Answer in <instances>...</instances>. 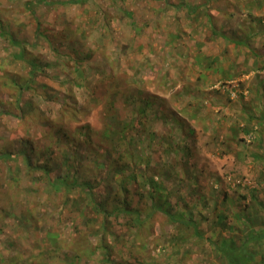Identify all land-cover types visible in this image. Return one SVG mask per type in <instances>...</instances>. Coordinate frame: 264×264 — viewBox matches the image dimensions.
Here are the masks:
<instances>
[{
    "label": "rangeland",
    "instance_id": "374dc122",
    "mask_svg": "<svg viewBox=\"0 0 264 264\" xmlns=\"http://www.w3.org/2000/svg\"><path fill=\"white\" fill-rule=\"evenodd\" d=\"M31 1L0 0V155L22 151L43 163L40 155L51 148V178L78 171L98 183L94 194L107 201L121 185L108 170L140 153L144 160L131 165L139 182L153 174L173 206L180 198L188 205L197 200L185 218L193 217L203 240L177 243L179 232L159 213L126 233L119 216L108 224L112 252L104 264H223L211 244L225 237L237 248L251 237L250 264H264V0ZM64 100L68 115L54 126L58 131L48 135L42 120L19 124L28 103L55 120ZM140 100L148 101L151 138L141 132L135 142L125 139L128 154L116 161L126 151L121 128L144 121ZM105 124L107 137L100 135ZM86 126L102 143L93 150L98 155L60 134ZM42 180L39 171L27 174L22 159L0 161V264L73 258L69 249L51 247L42 260L38 246L51 232L66 244L74 226L85 230L87 198L80 189L69 192L66 209L65 194ZM131 200L133 207L149 205L147 186ZM84 258L78 264L101 260Z\"/></svg>",
    "mask_w": 264,
    "mask_h": 264
},
{
    "label": "trees",
    "instance_id": "16d2710c",
    "mask_svg": "<svg viewBox=\"0 0 264 264\" xmlns=\"http://www.w3.org/2000/svg\"><path fill=\"white\" fill-rule=\"evenodd\" d=\"M83 1L85 0H68L64 2V4H80ZM31 2L46 5V0H33ZM125 16L131 21L133 14L132 12H126ZM11 44L13 45L17 43L11 41ZM18 53L19 54L16 55V57L22 59L23 52L19 51ZM34 66L35 65H33L32 68H34V70L37 69V67ZM99 74L102 76V73L98 72L97 75ZM110 79L111 77L108 76L106 78V81H110ZM105 87L107 89L108 95L110 93H113L114 87L112 85L106 84ZM26 88L28 87H24L22 92L26 91ZM140 92L141 91H137V95L141 98L142 94ZM43 98L46 101L48 100L46 95H43ZM140 102L141 107L138 109V114L142 115L144 121H138L139 123H136L142 126H138L134 123L131 126L125 125L123 128H121V132L118 133V140L122 144L121 149L124 148L126 151H120L117 155L116 161H119L121 157H123V155L128 154V149L126 148L127 145L125 144L126 142H124L125 139L128 138V142H135V135L141 132H145L144 134H146L147 137L151 138L150 127H148L149 125L146 124L144 109V105L145 103L148 105V101L140 100ZM27 106L28 107L26 113H23L22 111V114L20 115L19 124L25 125L26 122L30 120L33 123H37L42 120L44 121V124H47L48 135H50V132L58 131L57 129H55V125H63L60 123L63 120V118L61 117H66V115H68L67 109L69 106V102H65V100L62 102V106L59 109L60 114H58V117L55 120L44 118L40 112V109L36 105H34V103L31 104L30 102L27 104ZM110 114L111 109L107 107L108 119L110 117ZM72 118L74 117L70 116V119ZM76 120L77 119L75 118V121ZM76 123L78 122L76 121ZM83 128L85 129L76 128V133L74 135H71V133L69 132L60 133L59 131V133L64 138H68L70 140L72 139V143L75 144L77 147H83V151L85 154L98 155V153L94 152L93 150H96L97 145L101 146L102 143L100 141H94V138L96 137V132L87 126ZM107 130L109 131L110 127L105 124L104 130L101 131L100 135H102ZM133 132H135L134 135ZM108 135L109 134L104 133L105 137H107ZM53 141H55V137L51 138V142ZM139 148L140 147H138V149ZM147 150V146L146 148H143L144 152ZM97 151L101 152L100 149ZM21 153L22 154L17 152L12 154L9 151H5L1 153L0 161H10L11 159L15 158L20 160L22 159L25 163L28 175L32 176L34 172L39 171L41 176L43 177L42 181L47 180V182H50L52 186L58 187V189H60L61 192L65 194L66 198H63V202L66 209L67 203L70 201V199L66 196L69 192L75 191L76 189H80L85 193L83 194L84 197L87 198L85 213L88 212L87 214L89 216L85 219L84 222L85 230L82 231L74 226L72 229V238L66 244H63V242L61 243V235L53 232L48 234V237L45 240L42 239V242L46 244L43 243V245L38 246L40 248V251L37 255H40L42 260L44 258V253L42 252L46 250L48 251L51 247H54L58 253L63 249H69L72 253H74V256L69 262V264H78L79 260L85 259L84 257L91 258L93 256L101 258L100 261L98 260V264L106 263L108 257L112 252V246L106 237V235L109 234L110 230H108V224H110L111 219H118L119 216H123L125 218L124 221L126 222V225L124 227L127 230L126 233L131 232L132 234H135L136 231L139 230L146 223V220L149 217H151L153 214L159 213L167 219L168 223L174 225L177 232H179L176 236H172V239L176 238L177 243L187 242V238L189 237L203 240L201 238L202 233L199 231L197 222L194 221L193 217H189L188 219L185 218L186 211H192L191 209L196 205V203L194 202H196L197 200L193 201L191 204L188 205V203H186L187 199L180 198L181 201L179 200V202H176L175 206L180 208L181 211H177L176 209H174L175 206L169 204L170 193H168L164 189L163 185L160 182L154 179L153 174H150L147 177H143L142 175L143 181L139 182L137 177L132 172L133 167L131 165L133 164L132 162L137 165L141 164V162L144 160V157L141 156L140 153L134 155V157L133 155L123 157L122 163L119 165V167L113 166L112 170H108V173L111 172L110 178H113L115 176H119L121 178V185L120 188H118L109 196L107 201L103 198H100L99 200V195L97 194L96 196L94 194V190L98 186V183L95 186L93 181L87 179L84 181V176H82V174L78 171H76L75 174L74 172L72 174L65 173L62 176L57 175L56 177L51 178L50 166L51 161L53 159L52 156L54 155L51 148L47 149V151H43V153L40 155V157L44 159L43 163L34 161L33 158H31L26 153H23L22 151ZM128 161H130V163ZM128 164L130 167L128 166ZM95 168L98 170L97 165H95ZM87 172H89V170ZM15 182L16 180L14 181V183ZM144 186H147L149 205H145L144 207L143 204L142 206L137 205L136 207H133L131 198L133 197L134 193L140 194V191L142 193L145 188ZM106 193H110V191ZM142 208L144 209L142 210ZM216 219L218 223H221L223 220H225L223 215H219ZM99 232H101L100 235ZM93 236L98 239L97 244L95 245H93L91 241V239H93ZM249 239H251V237L245 238L243 240L242 248H237L235 245V241L231 237L222 238L219 241L212 243L211 247L214 252H217L219 254L220 258L223 261V264H250L254 261L255 258L253 255L251 256L253 259H250V257H248L246 254L245 244L250 242ZM52 250L53 248L50 251ZM33 259L34 258L32 257V260ZM9 260L10 261L7 264H13V261H11V259ZM39 264H42V262H39Z\"/></svg>",
    "mask_w": 264,
    "mask_h": 264
},
{
    "label": "crops",
    "instance_id": "0c3cea01",
    "mask_svg": "<svg viewBox=\"0 0 264 264\" xmlns=\"http://www.w3.org/2000/svg\"><path fill=\"white\" fill-rule=\"evenodd\" d=\"M216 70V72L215 73H217L218 72V69H215ZM208 73V72H207ZM212 73H214V71L212 70ZM227 77H228V75H226ZM261 103H264V99H263V101L261 102ZM264 114H262V120H261V122H262V124H264V116H263Z\"/></svg>",
    "mask_w": 264,
    "mask_h": 264
}]
</instances>
